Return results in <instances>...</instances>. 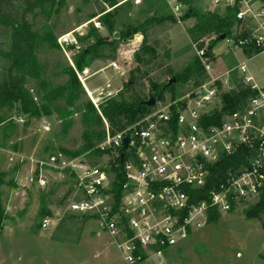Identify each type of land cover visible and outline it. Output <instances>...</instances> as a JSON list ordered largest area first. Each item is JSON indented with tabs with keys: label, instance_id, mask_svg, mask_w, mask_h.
Wrapping results in <instances>:
<instances>
[{
	"label": "built area",
	"instance_id": "1",
	"mask_svg": "<svg viewBox=\"0 0 264 264\" xmlns=\"http://www.w3.org/2000/svg\"><path fill=\"white\" fill-rule=\"evenodd\" d=\"M163 1L178 17L188 9L185 0ZM212 2L222 11L238 6L236 18L252 24L248 35L235 33L226 37V43L241 49L255 45L264 51V0ZM196 54L208 77L180 99L142 114L116 134L110 132L104 119L105 138L97 146L103 152L101 162L92 164L84 157L52 153L35 162L36 171L27 179L31 185L44 187V168L66 172L74 183L65 211L97 218L111 243L119 248L125 264H153V257L163 258L167 251L208 224L211 208L221 214L232 211L258 199L264 189V87H257L253 77L246 75V62L225 74L214 75L212 63L204 57L206 47L196 48ZM71 64L74 66L72 61ZM110 66L118 69L115 62ZM98 72L89 68L76 70L96 107L122 88L120 84L110 89L107 83L90 90L86 81ZM241 78L258 93L238 108L222 113L217 121L224 94L235 89L236 80ZM173 104L176 109H172ZM44 128L49 130V126ZM126 137L130 142L124 150ZM233 155H238L239 161L210 186L208 199L200 198V190L213 176V166L223 156ZM117 158L122 160L124 176L120 193L114 187L116 172L111 170L117 163L109 164L110 159ZM79 191L83 197L74 201ZM52 222L51 217L46 218L43 227L46 229Z\"/></svg>",
	"mask_w": 264,
	"mask_h": 264
},
{
	"label": "rangeland",
	"instance_id": "2",
	"mask_svg": "<svg viewBox=\"0 0 264 264\" xmlns=\"http://www.w3.org/2000/svg\"><path fill=\"white\" fill-rule=\"evenodd\" d=\"M61 1V11L49 21L58 36L61 50L44 47L39 53L40 59L48 62L50 67L59 61L71 64L76 49L81 45L77 36L86 35L92 27L100 29L103 35L108 34L101 29L97 17L90 18L101 14L103 6L100 0ZM191 5L201 10L222 12V9L214 7L212 0H194ZM150 17L159 18L147 35L159 53L158 63H162V67H155L151 75H161L167 65L180 71L196 54L188 35L193 22L190 18L175 16L163 0H141L138 4L135 0L121 1L117 9L116 31L136 26ZM38 23L43 24L44 20ZM143 38V34L136 33L122 43L114 60L98 59L87 66L91 71L101 70L87 79L88 88L93 90L107 83L110 89L122 86L135 63L134 51ZM209 39L207 37L205 42ZM67 45L74 47L68 49ZM167 50L170 58L165 57ZM212 53L213 58L207 60L212 63V74H225L246 62V75L253 77L257 87H264V51L257 54L244 52L222 40ZM111 62H115L118 69L109 66ZM193 88L194 82L186 81L180 91L188 92ZM170 101L166 96L157 102L156 107L161 108ZM14 120L18 124L17 131L9 146L0 148V172H4L6 182L2 185V200L10 217L0 232V264H124L122 253L111 243L110 235L100 227L97 218L65 211L67 195L74 183L66 172L47 167L43 169L46 186L27 182L30 173L36 171L37 160L60 152V147L77 145L81 131L79 115L74 116V125L66 135L59 133L60 122L55 116L32 118L28 124L23 116L15 115ZM44 126H49V130ZM13 145H17L16 149ZM82 197L79 191L73 200L79 201ZM42 199L46 200L50 215L42 216ZM257 200L222 213L178 247L167 251L163 258L153 257V264H264V214L249 218L245 213ZM50 217L53 222L45 229L44 220ZM97 251H100V256L95 258L93 255Z\"/></svg>",
	"mask_w": 264,
	"mask_h": 264
},
{
	"label": "trees",
	"instance_id": "3",
	"mask_svg": "<svg viewBox=\"0 0 264 264\" xmlns=\"http://www.w3.org/2000/svg\"><path fill=\"white\" fill-rule=\"evenodd\" d=\"M123 0H100L101 14L97 17L101 29L108 34L103 35L100 29L92 27L84 36H77L81 45L73 55V64H62L60 61L54 67L43 62L39 53L44 47L51 50H61L58 36L49 21L53 15H58L62 9L61 0H0V148H7L12 136L16 133L18 124L14 116H23L28 124L30 119L55 116L59 122V133L66 135L74 125V116L79 115L81 127L78 143L73 148L60 147V152L68 158L84 157L92 164L102 161L103 152L98 144L105 138V122L110 132L116 134L122 131L127 124L135 122L142 114L150 112L154 107L140 106L141 101L148 99L149 94L157 97L162 93L160 100L170 97L176 101L187 92L180 91L186 81H193L197 86L204 81L208 74L202 59L195 54L180 70L176 71L167 65L160 73L153 77L151 71L155 67H162L158 63L159 53L156 47L148 40V31L157 24L159 18L150 17L136 26H128L120 31V38L113 39L116 31V15L118 4ZM188 9L182 19L190 18L193 24L188 28V35L196 48L206 47L205 59L213 58L212 49L220 42L219 35L225 33L232 36L235 33L248 35L252 24L249 21H239L236 18L238 6L227 7L222 12L201 10L192 6L194 0H185ZM105 6H108L106 8ZM44 20L43 24L38 21ZM40 25L37 27V25ZM144 35L143 41L134 51V65L124 80L121 90L113 97H109L96 107L87 95L79 80L76 70L82 71L93 61L110 58L114 60L122 43L127 42L134 34ZM210 37L205 43L202 39ZM68 49L73 45H67ZM246 52L254 54L262 52L255 45L244 47ZM170 58V51L165 52ZM55 69V70H53ZM53 70V73L51 72ZM166 77V79H163ZM175 77L173 83L170 79ZM58 78H63L57 81ZM235 89L223 96V104L217 113V121L224 112L234 110L258 92L237 79ZM182 105L183 102H178ZM176 109V104L172 105ZM17 145H13L16 149ZM239 161L238 155L223 156L213 166V176L208 184L200 190V198L208 199L210 186L222 179L231 167ZM117 163L112 167L116 172L114 187L120 193V185L124 179L120 158L110 159L109 164ZM4 172H0V232L5 221L9 219L3 205L2 185L5 184ZM12 185H15L12 182ZM118 195V194H117ZM42 216L50 215L45 199H42ZM249 218H258L264 214V189L258 200L246 209ZM221 216L216 209L211 208L208 223H212ZM264 227V220H263Z\"/></svg>",
	"mask_w": 264,
	"mask_h": 264
},
{
	"label": "water",
	"instance_id": "4",
	"mask_svg": "<svg viewBox=\"0 0 264 264\" xmlns=\"http://www.w3.org/2000/svg\"><path fill=\"white\" fill-rule=\"evenodd\" d=\"M226 37H227V35L225 33H222L221 35H219L218 40L219 41L225 40ZM119 38H120V32L115 31L113 33V39H119ZM175 80H176V78L172 77L170 79L169 83L171 84V83L175 82ZM161 97H162V93L159 94L157 97H155L152 94H149L148 99L141 101L140 106L145 105L147 107H154L157 104L158 100L161 99ZM129 142H130V139L128 137L123 139V143H124L123 149L124 150L127 149Z\"/></svg>",
	"mask_w": 264,
	"mask_h": 264
},
{
	"label": "crops",
	"instance_id": "5",
	"mask_svg": "<svg viewBox=\"0 0 264 264\" xmlns=\"http://www.w3.org/2000/svg\"><path fill=\"white\" fill-rule=\"evenodd\" d=\"M215 47H216V46H215ZM215 47H214V49H215ZM242 50L245 52V50H244V49H242ZM109 66H110V65H109ZM98 70H99V72L101 71L100 69H98ZM116 89H117V88H116ZM81 217H82V216H81ZM86 217H90V216H86ZM97 252H99V253H100V251H97ZM97 252H96V253H97ZM96 253H95V254H96ZM95 254H94V255H95ZM94 255H93V256H94ZM94 257H95V256H94ZM95 258H96V257H95ZM81 263H83V262H81ZM111 264H112V263H111ZM124 264H125V263H124Z\"/></svg>",
	"mask_w": 264,
	"mask_h": 264
}]
</instances>
